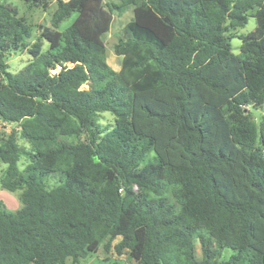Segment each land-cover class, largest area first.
<instances>
[{"label":"trees","instance_id":"1","mask_svg":"<svg viewBox=\"0 0 264 264\" xmlns=\"http://www.w3.org/2000/svg\"><path fill=\"white\" fill-rule=\"evenodd\" d=\"M55 5L33 38L0 0V123L14 126L0 135V187L21 203L0 200V264L76 263L115 238L129 264H264V0Z\"/></svg>","mask_w":264,"mask_h":264},{"label":"rangeland","instance_id":"2","mask_svg":"<svg viewBox=\"0 0 264 264\" xmlns=\"http://www.w3.org/2000/svg\"><path fill=\"white\" fill-rule=\"evenodd\" d=\"M5 2L15 6L18 9L19 15L25 14L26 17L29 19L30 24L32 25L33 29V38H35L38 34L37 26L38 25H49L50 24V17L55 9V3L57 0H45L48 2V7L46 10H43L41 8H33V9H26V6L23 4L21 0H4ZM66 1V0H63ZM108 2H119V0H104V3ZM74 14L70 16L69 18L65 19L63 22H61L59 29L65 28L67 25L71 23V21L74 18ZM132 18V6H129L127 10H125L122 13H113L112 15V21L109 27V30L103 35V40L108 39L112 34L117 32L126 22L131 20ZM255 27V19L252 15H249L247 17V23L243 27H238L235 30V36L230 39V45H231V51L234 54H237L239 52V46H240V38L239 35L245 34L251 30H253ZM46 47V43L44 45ZM29 58V55L27 52H19V53H13L8 59L7 62L9 64V71L10 72H16L19 69H21L27 62ZM114 54L111 49L108 47V56H107V62L108 64L114 68L117 69L118 67L113 63ZM263 110L261 108H251V116L257 121ZM103 119L105 120H111L110 116L105 113L103 115ZM107 122V121H105ZM13 125L0 123V135H6L10 132V130L13 128ZM26 163L25 157L21 156L18 161V167L19 169H22L24 164ZM19 190H16L14 192L7 191L5 189H2L0 187V200L4 204V207L8 211H15L21 207V203L19 202L18 194ZM119 240V238H115L111 246L109 248V251H105L102 247V245L97 246L93 253L91 255L86 256L85 258H81L78 260V262H73V259L70 257H66L63 260H61L60 264H129L132 262L130 259L128 253L124 251L122 254H117L113 248V245ZM197 255L200 256V251L197 248ZM230 249L224 250V258H227V256L230 254Z\"/></svg>","mask_w":264,"mask_h":264}]
</instances>
